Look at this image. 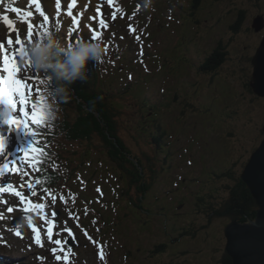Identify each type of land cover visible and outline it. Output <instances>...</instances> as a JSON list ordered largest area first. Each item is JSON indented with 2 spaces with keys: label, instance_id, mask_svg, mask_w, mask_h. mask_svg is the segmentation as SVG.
<instances>
[{
  "label": "rangeland",
  "instance_id": "374dc122",
  "mask_svg": "<svg viewBox=\"0 0 264 264\" xmlns=\"http://www.w3.org/2000/svg\"><path fill=\"white\" fill-rule=\"evenodd\" d=\"M84 1L93 2V9L89 8L92 9L89 12V17L84 10L83 0H75L74 3L73 0H56L57 8L62 7L60 9L61 18L57 23L61 34V36L59 34L60 40L66 33L72 34L71 30L79 31L82 26L86 27L87 25L85 36L88 39L91 38L90 17L93 16V13L103 15L105 11L102 0ZM172 1V7H168V0H153L155 4L166 5V10L162 11L164 19L161 21L157 18L158 15H152V13L142 10L140 4L143 0H115L114 5L112 4L113 0L109 2V5L123 17L126 24L131 23L133 17L136 16L133 15L134 12L142 10V20L146 22V25L135 29L128 36L125 32L122 34H125V38L133 41L130 57L135 63L132 62V65L138 64L137 73L146 78L142 85L143 88L138 91L143 93V97H152L153 101L160 102L159 99L170 101L166 104L162 103L165 108L156 118L161 121L176 158L177 171H173L169 175H174L177 179H180V176L185 173L195 179L203 177L204 161L205 167L209 170L215 169L220 172V168L227 169L230 166L237 169L247 159L246 151L254 146L257 128L264 122V98L255 97L248 92L246 84L250 79L246 72L242 71L243 68L248 69L246 57H250L253 48L261 42V37L249 30L252 17L257 14L256 4L252 0H199L198 2L189 0L190 3L186 4L188 9L185 11L184 3L178 0ZM66 2L69 3L67 8H65ZM38 3L40 9L48 16V21H45L37 11V0H1L0 37L7 38L8 35H11L15 39L19 34L22 41H27L29 24H31L33 26L31 29L33 42L37 40V33L43 31L40 25L43 24L47 28L52 19L51 12L47 9L50 5L49 0H38ZM259 4L264 8V0H259ZM69 5L72 7L69 8ZM122 7L126 8L125 12L121 11ZM14 9H19V11H14ZM34 10L37 14L34 13ZM51 10L54 11V9ZM69 10L72 12V16L67 14ZM240 10L247 11L248 23L242 26L243 29L239 28L240 31L237 32V26L240 24L238 16ZM29 12L32 13L31 16L28 15ZM56 13L57 10H55ZM185 15L191 19L189 24L186 22ZM4 17L11 21L13 29L8 28ZM174 17L176 19H173ZM101 20L104 19L98 16L99 24ZM109 30L111 29L109 28ZM109 33L117 32L114 30L105 34ZM137 35L141 37L140 41L136 40ZM62 41L64 42V38ZM186 41H189L188 44ZM29 44L26 43L25 47ZM184 45L187 55L182 50ZM195 45L199 46V53L207 64L213 62L218 53H225V55L232 53L231 59L234 60H226L222 70L218 71L219 74L212 78L205 72L198 71L197 63L192 64L191 52ZM13 47L19 49V45H15V43ZM178 49L182 51V55L177 51ZM205 52L206 55H204ZM107 57L109 62L103 64L106 69L103 71L108 73L105 79L118 81V89L131 83L134 73L126 71L129 67L116 63L118 59L113 50L108 51ZM218 57L222 59V56L218 55ZM180 58L184 60L185 64L179 62ZM2 59L3 51L0 50L1 64ZM17 60L20 63L19 55ZM34 73L33 71L30 74ZM181 92L184 93V96ZM136 96H138L137 93L131 92L119 99H112L111 106L116 112L118 109L123 111L118 119L123 121L125 118L129 119L130 133L119 121L115 127L119 128V131L124 129L120 135L128 144V151L133 152L134 156L143 162L145 175L134 172L131 176L127 171H116L113 164L121 163L122 160L119 161V157L114 156L113 163H111L105 157L104 151L96 150L94 145L66 146L68 151L74 152L69 155H67L68 152L65 154L71 161L69 164L71 171L62 170L60 180L65 178L70 181L74 180L69 185L61 182L62 189L58 191L55 203L52 202L54 194L41 191L36 197L41 203H45L46 207L43 210H34L35 213H31V209L25 212L23 209L30 208L31 205L21 204L18 198L9 195L4 201L16 202L10 216H7L9 213L7 211L8 204L1 203L0 214L5 217V222L0 223V251L9 254L7 257L9 260L5 259L4 264H20V259L25 260L24 264H65L64 251H67L69 247L66 244L64 251H60L61 246L52 242L60 239L63 243L64 240L70 238L68 232L64 230L65 228H71L73 234L75 233L85 245L82 244L80 249L69 254V261L72 264H88V262L89 264H111L109 262L110 253L116 247L115 245L118 250L113 258L117 260V264H156L154 259L146 255L144 251L158 239L156 237L146 238V234L139 235L142 232L140 229L138 233H135L137 227L134 226L132 219H138L139 215L131 211L132 205L129 204L137 203L136 206L142 207L137 202L139 189L135 181L143 176L141 181L150 190L152 186L149 181L154 178L151 176L152 170L159 166L158 159L152 153H148L151 151L145 148L144 134L140 132L149 131L153 126V121L148 120L150 115H147L146 112L138 114L140 99ZM167 105H169L168 108ZM19 108L20 106L17 108V112H19ZM136 126L137 128H135ZM4 128L6 130V126ZM24 140L26 139L21 133V138L17 140V148L14 151L15 157L20 155L18 149L24 146ZM183 150H193V153L190 154ZM189 155L194 158L190 160L187 157ZM28 163V161H24L23 165L15 166L22 170L12 175L14 187L23 193L25 189L29 190L28 184L25 186L26 179L34 178L33 174L27 173L30 166ZM97 172L101 173L100 177L96 175ZM160 173L162 174L160 179L162 184L173 183L168 174ZM205 179H207L206 174ZM214 183L221 185L227 184L228 181H217L215 177H211L207 185L211 188ZM50 187L51 185L46 183L44 188L50 189ZM74 189L85 192L87 202L78 201V194ZM163 189L164 187L159 188L156 193H163ZM193 192L194 195L187 194V199L182 202L186 210H179L180 212L197 213L195 198L205 194V183L201 184L198 189L196 187ZM148 194L147 192L146 195L148 196ZM114 197H116V201ZM164 198L168 197L165 195ZM58 210L62 212V215L56 222V217H52L51 213ZM138 213L142 215V212ZM101 216L107 218L109 222L103 225L102 221L105 222ZM18 219L21 220V225L17 229L13 221ZM181 220L186 221L185 218ZM198 221H202V218H199ZM184 224L185 222L182 223V225ZM53 225L55 226L53 227ZM222 225H224L223 220H218L213 224V226ZM48 227H53L52 241H49L47 237ZM33 228H36L37 232H33ZM17 230L21 235H16ZM105 230L109 231V235L106 237V244L109 246L105 244L102 237L97 238V242L94 240V236H97L96 233ZM216 232L217 228L210 231L206 228L205 231L198 234L199 239L189 241L186 245L183 244L180 251L189 250V253L176 257L174 253L177 248H172L164 256L165 264H170L171 259L176 264H219L216 261L221 258V252L219 241L215 236ZM4 235L12 237L8 239L9 243L4 242ZM217 235L219 236V233ZM37 236L41 240V245H37L35 242ZM139 236L145 239L139 240ZM109 241H113L115 245L109 244ZM53 248L57 249L55 253L51 251ZM101 250L105 256L103 261L99 259ZM57 255L61 257L60 260L55 258Z\"/></svg>",
  "mask_w": 264,
  "mask_h": 264
},
{
  "label": "trees",
  "instance_id": "16d2710c",
  "mask_svg": "<svg viewBox=\"0 0 264 264\" xmlns=\"http://www.w3.org/2000/svg\"><path fill=\"white\" fill-rule=\"evenodd\" d=\"M103 10L106 12V8H103ZM104 14L98 15L104 19ZM93 19L97 20L95 17H93ZM89 21L92 25V27H90L92 33L91 37L93 33H99V31L104 29L102 26L97 29L91 19H89ZM108 24H110L109 21ZM87 26L79 31L75 29L72 31L73 35L71 40L73 44L76 38H79L80 41L85 39L86 41L96 42V39H88L85 36ZM99 37L100 36H98V38ZM213 63H220L218 55L214 58L213 62H211V64ZM208 67H210V65ZM89 72L90 79L88 82H77L73 85L75 91L69 96L66 102L59 105L58 118L56 120L48 122V124L44 126L33 125L34 130L40 134L37 135V140L41 145H47V147L43 149L47 155L39 158L37 167H39L41 171L38 172L41 173V178L50 181L53 185L54 192H57L59 189L57 184L59 185L58 182H60L59 180L61 178V164H63L64 160H67L65 156V153L68 152L66 146H72L78 141V143L85 141L92 143L93 138H97L98 140L101 139L110 143L113 150H116L120 146L124 147L121 140H117L115 131L109 128L110 123L108 121V116L110 112L104 108L106 104L110 103L108 90L105 85H97L98 79L95 73L96 70H94L91 64L89 65ZM39 77L43 79L42 75ZM248 77L250 80L246 84L247 90L256 97L257 95L251 87V77ZM39 87L41 90L44 89V85H39ZM37 98L38 94L35 93V101ZM261 138L262 133L259 129L254 139V146H257ZM64 141L67 142V144H65ZM60 144L62 149H54ZM63 145H65V148H63ZM63 154L64 156H62ZM244 164L245 162L237 169L231 166L228 168V171L223 174H220V172L217 173V171L213 169H205L207 177V179H205V198L201 204L203 206L205 205V220L190 221V228H193L191 232L192 235L196 236L203 228H210L216 218H225L231 221L237 220L241 222L255 219L260 207L250 189L240 177ZM211 177H215L217 181L225 178L229 180V183L221 185L214 183L210 188L207 183ZM188 178L190 180L192 179L189 176ZM66 180L67 178L63 179L62 183ZM203 224L205 225L203 226ZM217 233H220L219 229H217ZM224 242L226 241L224 240ZM222 262L223 264H233V259L226 253Z\"/></svg>",
  "mask_w": 264,
  "mask_h": 264
},
{
  "label": "snow or ice",
  "instance_id": "6c2138e0",
  "mask_svg": "<svg viewBox=\"0 0 264 264\" xmlns=\"http://www.w3.org/2000/svg\"><path fill=\"white\" fill-rule=\"evenodd\" d=\"M75 0H73V3ZM111 2V0H109ZM72 5H69L71 8ZM14 11H19V9H14ZM37 11L40 12V15L44 17L45 21H48V16L44 14V12L40 9V5L37 0ZM69 16H72V12L69 10L67 13ZM29 16L32 15L31 12L28 13ZM115 14H113L112 19L114 20ZM4 21L7 24L9 29H13V25L11 21L8 20L7 17H4ZM78 23V22H77ZM100 25L107 29L109 25L104 21H100ZM32 25L29 24V32H28V40L22 41L19 34L13 39L11 35H8L7 38L0 37V50L3 51V59L2 65H0V107L10 108L13 112V115L10 118H7L3 121H0V194L10 193L12 196L18 198L19 203L25 205H31V209L34 210H43L46 206L42 203L36 202L33 203L29 197L36 196V191L33 190L32 185H28L29 194L25 196L22 191L17 190L14 187L13 182L11 180L3 179L6 175L12 176L15 172H20L22 169L15 167L16 165H23L24 160L22 156H28L30 153L33 155V170L41 171L37 165L39 164V158L41 156H46L47 153L43 151L47 145H41L37 140V133L33 131L30 127V123L32 125L44 126L48 124L47 114L44 110V106L47 102V98L44 95V91L41 90L39 85H44V79H40L39 73H33L31 62L25 59V44L33 42V33L31 31ZM40 28L43 29L42 32H38V39H42L45 35L51 34L48 28H46L43 24L40 25ZM56 31H59L57 28ZM131 31H135V29H131ZM99 33H93L91 39H97ZM137 41H140L141 37L137 35ZM6 39V44H5ZM123 39V37H121ZM79 38L75 39V43H79ZM19 45V49L13 47V44ZM111 43V41H109ZM72 44L70 35H69V45ZM7 45V47H6ZM117 51L119 48L117 46ZM19 55L20 63H17V56ZM119 58V57H117ZM131 79V76L129 77ZM30 81L35 82L34 84ZM38 94L37 100L34 102L32 99L33 91ZM20 106L19 112H16L17 106ZM15 113V115H14ZM6 127V130L4 128ZM15 132L17 134L23 133L24 138L27 141V146H22L18 149L20 155L16 156L14 159L9 158V155L6 152L7 146V136L9 133ZM30 138V139H29ZM35 145V147H34ZM26 174V173H25ZM41 181L37 179L35 184L39 185ZM23 187V185H21ZM44 192H48L51 194V190L48 188L43 189ZM63 199V197H61ZM56 197L52 195V202L55 203ZM0 202L8 204L7 211L11 213L14 210L15 201H3L2 197H0ZM25 212L29 211V207H25L23 209ZM2 215V214H0ZM56 213L53 211L51 213L52 217H55ZM69 215H72L69 213ZM46 222L47 221V218ZM31 223V221H29ZM95 222V221H94ZM20 221L16 222L15 227L19 228ZM55 225H53L54 227ZM53 227L47 228V237L49 241H52ZM33 232H37L36 228L32 229ZM65 231L68 232V235L75 239L74 234L71 228H65ZM86 234V233H85ZM16 235H21L20 231H16ZM91 239V237H89ZM36 244L41 245V240L37 236ZM56 245H60V251H64V245L68 243L67 240H64L63 243L60 239H56L52 241ZM53 253L57 251L56 248L51 250ZM72 253V249L68 248L67 251H64V261L65 264H72L69 261V254ZM57 260H60V256L55 257ZM99 259L103 261L105 259L103 250L99 253Z\"/></svg>",
  "mask_w": 264,
  "mask_h": 264
},
{
  "label": "clouds",
  "instance_id": "9594fccd",
  "mask_svg": "<svg viewBox=\"0 0 264 264\" xmlns=\"http://www.w3.org/2000/svg\"><path fill=\"white\" fill-rule=\"evenodd\" d=\"M152 4L153 0H143L145 10L150 9ZM107 53L103 42L80 41L69 45L52 34L26 47L25 59L31 62L32 70L41 74L45 81L43 91L47 102L44 110L49 122L58 118L59 105L75 91L73 85L88 82L89 65L98 69ZM12 115L10 108L0 107V121Z\"/></svg>",
  "mask_w": 264,
  "mask_h": 264
},
{
  "label": "water",
  "instance_id": "95a60500",
  "mask_svg": "<svg viewBox=\"0 0 264 264\" xmlns=\"http://www.w3.org/2000/svg\"><path fill=\"white\" fill-rule=\"evenodd\" d=\"M257 32L264 29V17L255 19ZM251 87L256 95L264 98V39L253 60ZM243 181L249 187L260 209L252 223L233 222L227 226L226 250L233 259V264H264V140L252 154L243 175ZM74 247V240L70 241Z\"/></svg>",
  "mask_w": 264,
  "mask_h": 264
},
{
  "label": "bare ground",
  "instance_id": "6f19581e",
  "mask_svg": "<svg viewBox=\"0 0 264 264\" xmlns=\"http://www.w3.org/2000/svg\"><path fill=\"white\" fill-rule=\"evenodd\" d=\"M140 20L142 21V19H140ZM17 63H18V60H17ZM19 138H20V134H17L15 132L9 133V139H7V141H8L7 142L8 147H10V148L13 149L14 146L16 145V141ZM9 158H13L11 154L9 155ZM16 166H18V165H16ZM3 179H5V180H11V182H12V176H7L6 175ZM4 195H6L5 197H7L8 195H11V194L10 193L9 194L8 193H4ZM0 197H2V199H3V195L0 194ZM0 203H2V202H0Z\"/></svg>",
  "mask_w": 264,
  "mask_h": 264
},
{
  "label": "flooded vegetation",
  "instance_id": "af4514ba",
  "mask_svg": "<svg viewBox=\"0 0 264 264\" xmlns=\"http://www.w3.org/2000/svg\"><path fill=\"white\" fill-rule=\"evenodd\" d=\"M195 1H197V0H195ZM238 16H239V22H240V24L237 26V28H238V29H236L237 32L240 30L239 28H241L243 26V24H245L246 22H248L247 11L240 10L238 12ZM173 19H176V17H174ZM219 56H221V55H219Z\"/></svg>",
  "mask_w": 264,
  "mask_h": 264
}]
</instances>
